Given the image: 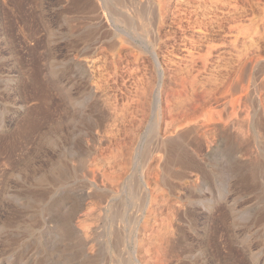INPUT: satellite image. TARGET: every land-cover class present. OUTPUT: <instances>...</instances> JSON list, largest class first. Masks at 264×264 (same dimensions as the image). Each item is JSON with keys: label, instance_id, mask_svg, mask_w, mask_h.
Here are the masks:
<instances>
[{"label": "rangeland", "instance_id": "374dc122", "mask_svg": "<svg viewBox=\"0 0 264 264\" xmlns=\"http://www.w3.org/2000/svg\"><path fill=\"white\" fill-rule=\"evenodd\" d=\"M0 264H264V0H0Z\"/></svg>", "mask_w": 264, "mask_h": 264}, {"label": "bare ground", "instance_id": "6f19581e", "mask_svg": "<svg viewBox=\"0 0 264 264\" xmlns=\"http://www.w3.org/2000/svg\"><path fill=\"white\" fill-rule=\"evenodd\" d=\"M128 3H129V2H128ZM132 4H133V3H132ZM130 12H131V11H130ZM160 15H161V14H160ZM153 18H154V17H153ZM160 20H161V19H160ZM127 22H128V21H127ZM159 24H160V23H159ZM144 26H146L147 29L149 28V29H148V31H149V30L151 29V27H152V24L149 23V24L144 25ZM145 30H146V29H145ZM142 31H143V29H142ZM148 31H143V33H146V32H148ZM152 32H153V31H152ZM152 32L150 31V33H152ZM146 34H147V33H146ZM146 34H145V35H146ZM148 34H149V33H148ZM154 34H155V33H154ZM147 36H148V35H146V37H147ZM143 37H144V36H143ZM147 39H148V38H147ZM149 39H150V38H149ZM150 41H151V39H150ZM150 41H149V42H150ZM148 44H149V43H148ZM148 44H147V45H148ZM150 45H151V44H150ZM150 52H151V51H150ZM151 54H152L153 59L155 60V62H157V61H156L155 54H153V53H151ZM158 75H159V81H161V80H160V78H161V74H160L159 71H158ZM99 198H100V197H99ZM101 198H102V197H101ZM101 198H100V199H101Z\"/></svg>", "mask_w": 264, "mask_h": 264}]
</instances>
